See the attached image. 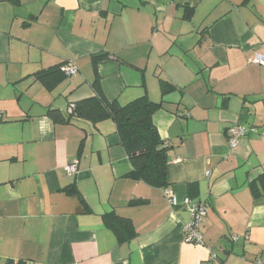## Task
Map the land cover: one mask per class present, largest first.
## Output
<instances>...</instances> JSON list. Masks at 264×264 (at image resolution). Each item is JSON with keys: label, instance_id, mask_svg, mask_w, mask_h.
Instances as JSON below:
<instances>
[{"label": "crops", "instance_id": "0c3cea01", "mask_svg": "<svg viewBox=\"0 0 264 264\" xmlns=\"http://www.w3.org/2000/svg\"><path fill=\"white\" fill-rule=\"evenodd\" d=\"M101 53L110 55L98 65L110 101L162 104L153 121L169 150L166 188L129 177L113 120L75 117V105L95 96L92 56ZM257 54L264 0H0V264L264 260V191L252 190L264 176ZM63 64L78 74L52 90L37 79ZM163 82L174 88L165 93ZM237 125L247 134L231 148ZM185 198L209 207L204 246L184 242ZM108 213L130 220L135 237L120 242Z\"/></svg>", "mask_w": 264, "mask_h": 264}, {"label": "trees", "instance_id": "16d2710c", "mask_svg": "<svg viewBox=\"0 0 264 264\" xmlns=\"http://www.w3.org/2000/svg\"><path fill=\"white\" fill-rule=\"evenodd\" d=\"M109 56L108 53L92 56L96 73L93 83L95 96L84 99L75 105V117L94 124L108 119L113 120L117 125V133L121 144L132 163L133 169L129 177L143 181L152 187L166 188L168 185L169 150L153 121L155 113L161 108L162 104L154 103L147 95L126 105H121L117 101H110L103 92L98 73L99 63L109 59ZM62 66L41 71L36 74V77L47 89L52 90L67 78L61 71ZM162 88L166 93L174 87L163 82ZM48 114L56 122L69 123L72 119H65L58 110H49ZM259 186L264 191V176L260 178V184L255 183L252 186L255 196H258L261 191ZM68 193L78 197L86 211L90 212L76 189H68ZM104 219L120 242H126L135 237V229L130 220L118 217L114 213L106 214Z\"/></svg>", "mask_w": 264, "mask_h": 264}, {"label": "built area", "instance_id": "2783aa9c", "mask_svg": "<svg viewBox=\"0 0 264 264\" xmlns=\"http://www.w3.org/2000/svg\"><path fill=\"white\" fill-rule=\"evenodd\" d=\"M253 62L255 64L264 66V54H257L254 57ZM62 71L67 78L73 77L77 75L79 72L78 68L73 64L63 65ZM246 134H247V129L243 126L237 125L231 127L227 132L228 142L231 148H236L239 145L242 138L246 136ZM77 170H78L77 162H73L65 168V172L68 176L75 175L77 173ZM207 175H209V172H207ZM165 196L173 206L180 204L177 196L172 190L167 188L165 190ZM181 204L183 206H186L190 214L189 220L185 222L183 225L185 244L204 246L205 243H204V235L202 228L209 212L207 203L193 202L189 198H185ZM257 263L264 264V260H258Z\"/></svg>", "mask_w": 264, "mask_h": 264}]
</instances>
